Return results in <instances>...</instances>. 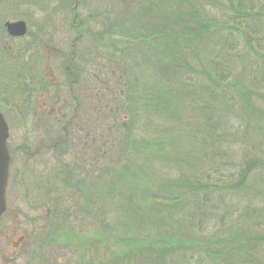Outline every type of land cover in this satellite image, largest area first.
<instances>
[{"label":"trees","instance_id":"16d2710c","mask_svg":"<svg viewBox=\"0 0 264 264\" xmlns=\"http://www.w3.org/2000/svg\"><path fill=\"white\" fill-rule=\"evenodd\" d=\"M84 1L59 0V4H66L61 7L68 6L75 13V28L82 29L86 24L82 20L76 21L78 4ZM133 1L114 0L115 22L111 15H103V19L99 16L97 21L102 23L103 29L98 35L88 29L100 44L99 48L109 50L108 64L101 63L98 71L91 73L86 80L83 75L84 80L79 77L77 69L73 70L76 86H81L76 89L77 95L83 96L84 84H89L91 88L90 102L88 98L84 102L82 99L86 112L90 103L92 106L91 119L86 126L91 135V147H88L91 158L85 162L84 151L79 152L77 147L74 169L61 168L51 188L58 189L56 184L61 178V183L70 189L73 181L79 178V191L85 178L90 176L91 161H106L110 150L120 149L121 155L123 152L128 154V150H137L138 141H134L132 134L128 133L129 123L126 120L130 117L134 120L137 110L138 116L147 110L150 120L160 125L156 126L159 134L144 141V145L153 146L150 163L156 158L163 159L160 149L164 143L169 154L173 151L181 153L180 160L178 156L170 157L171 161L167 157L165 161L157 160L160 164L165 163L169 177L159 182L156 188L155 182L152 183L147 199L142 201L149 207L140 205L141 196L132 193L127 195V201L120 204L121 210L131 215L136 224L138 218L144 221L145 216L154 214L159 220L163 211H167L166 216L172 222L180 215L181 220L174 225L166 219L159 222L161 226L165 224L166 228L183 232V239L163 242H148L142 237L130 239L133 248L125 250L124 254L112 253L113 260L109 264H127L124 259L131 254L135 264H151L152 256L156 258L153 264L162 260L165 264H184L185 257L194 261L199 251H204L214 264H224L221 255L211 253L213 242L197 236L200 230L204 231L202 227L216 220L227 221L229 230L237 236L232 223L250 224L244 227L246 230L242 234L250 233L252 228L261 227L263 223L261 208L252 217L250 205H243L244 201L242 205L234 203L242 198L241 192L249 190L251 179L261 180L264 184V0H140L142 13L136 27L138 32L131 7ZM93 17L98 15L89 16L90 19ZM2 34L3 43L5 28ZM132 37L136 38L140 49L149 46L155 55L153 71L143 72L140 85L135 83L132 62L126 64L124 59L128 48L132 51L134 46ZM107 39L109 41L105 43ZM125 41L129 47L121 45ZM110 63L114 66L112 76L117 78L118 75L117 81L124 83V93L113 95L111 81L103 79ZM135 86L138 109L134 105ZM129 103L131 113L127 112ZM121 112L128 114H125L124 123L118 122ZM103 113L102 117L100 114ZM106 120L111 122L104 126ZM74 122L84 126L83 112L81 117H75ZM132 127L135 130L134 124ZM251 141L257 144L252 146ZM116 142H119L118 149L114 147ZM204 151L207 158H202L201 162L199 157ZM192 158L195 164L190 161ZM204 163H208L205 170L209 173L205 177L200 174ZM108 168L112 165L109 164ZM128 168L121 172H129ZM140 173L129 178H136ZM185 200L184 210L176 215L178 205ZM56 209L59 212L61 207ZM240 210V216H233ZM143 212L145 214L142 215ZM61 214L62 211L59 216ZM252 218L257 220L252 222ZM127 228L122 226L125 236L129 232ZM252 232L242 236L244 238L240 237L239 242L226 241V245L214 246L220 249L228 246L241 251L240 254H237L238 251L225 253L233 262L242 255L244 259L256 257L261 262L259 257L264 255V249L259 246L264 237L252 235ZM120 241L126 242L124 237ZM217 257L222 260H217Z\"/></svg>","mask_w":264,"mask_h":264},{"label":"rangeland","instance_id":"374dc122","mask_svg":"<svg viewBox=\"0 0 264 264\" xmlns=\"http://www.w3.org/2000/svg\"><path fill=\"white\" fill-rule=\"evenodd\" d=\"M113 3L114 0H85L84 2H80L77 7L76 21L82 20L86 23L81 29V27H74L73 17L75 13L68 6L61 7L66 4H59V0H0V110L3 109L8 115L9 121H11L9 143L11 144L15 158H19L21 155L19 151H16V148L24 136L22 130H24L23 122L25 121V116L22 110L21 98V93L24 90L23 83H25L26 79H30L31 75L37 76L38 73V59H35L34 56H32L34 59L26 58L31 52L28 50V46L37 48V43L41 42L43 50L40 58L43 57L41 68L43 74L53 72L60 79V77L65 76L66 64H69L71 61L70 64L75 66L79 77L84 80L82 78L83 75L86 80L88 76L90 77L91 73L95 74L98 71L101 63L108 64V48L107 50L99 48L100 44L94 40L93 34L88 32V29L97 36L98 32L103 29L102 23L98 22L97 18L102 17L103 19V15H111L115 22L117 14H115ZM140 5V0H134L131 3L132 11L134 12V23L136 24H134L135 29H137L136 27H138V23L141 21L139 15L142 13ZM91 14L94 16L98 15V17L90 19L89 16ZM17 20H25L27 22L29 35L24 38H12L6 31L5 39L2 43L1 38L5 23ZM105 23L107 22L105 21ZM81 30L83 34H81ZM131 39L134 40V46L132 47V51L128 48L124 59L127 60L126 64H131L132 62L135 83L140 85V76L143 72L145 70L153 71L155 55L150 51L149 46L140 49L136 38L132 37ZM106 41L108 42L109 39L104 40L105 43ZM121 45L125 47L130 46L126 41L125 43L121 42ZM145 53H150V55L147 56ZM26 63L30 64L32 71L25 70L23 72ZM112 64L110 63L107 71L104 72L107 75L103 73V79L111 81L110 85H112L111 90L113 91V95H118L122 91L124 93L125 86L124 83L120 84L117 81L119 80L118 75L117 78L112 76L114 68ZM136 90L135 86V98L137 97ZM137 104L138 100L136 98L134 105L136 106ZM130 109L131 105L129 103L128 113H131ZM136 109H138L137 106ZM139 110H141L140 106ZM146 111L138 116L137 110L134 120L131 117L126 120L125 114H128L126 112L120 113L118 122L124 123L125 120L128 121V133L132 134L134 141H138L137 150H128V154L123 152V155H121V150L118 149L119 142H116L117 145L114 147L118 150H110L106 161L102 160L99 163H95L94 160L91 161L92 170L90 176L85 178L86 181L82 184V188L79 191L77 190L79 178L73 181L72 186H74V189L71 185L70 189H68L67 185L61 183V178H59L58 185L56 184L58 189L53 188L49 192L43 190L42 193H36L34 192L32 181L29 180L32 178L31 169L36 168L35 163L30 165L28 169L23 170L22 177L19 175V171H16V168L21 163L19 161L16 162L12 170V176H15L16 179L12 180L13 184L10 187V191L13 192L19 189L20 186L26 187L23 184L25 182L31 189L29 190L28 188V197L26 198L25 190L22 193L23 198L20 205H22L21 209L27 215L22 217L21 230H17L13 238L15 239L24 233L27 239L20 249L19 255L21 257L17 259V262H12V264H109L113 260L112 253L121 252L124 254L125 250L133 248V241H130V239L136 240V238L142 237L148 240V242L183 239V232L178 231L176 228L173 230L172 228H166L165 224L161 226V221L159 222V220L166 219L172 222L169 216H166L167 211L161 213L162 218L159 220H157L154 214L145 216L144 218L146 219L144 221L138 218V224H136L133 223L134 219H132L131 215H127L121 210L120 204L127 201V195L129 196L132 193L138 197L141 196L140 205L149 207L148 204L142 202L147 199L148 189L152 186L153 182H155L154 188H156L159 182L169 177V171H167L165 163L161 162L160 164L157 160H164L166 157L167 160H170L169 158L173 156H178L177 158L180 160L181 153H178V155L173 151L172 154L171 152L169 154L166 152V148L168 147L164 143L160 149L163 159L156 158V160L153 159V163H150L153 146L144 145V141L156 137L155 135L159 134L158 127L156 126L160 125L159 122L155 123L151 121ZM100 115L103 117L105 113ZM110 122L111 120L104 121V126L110 124ZM133 124L135 130L132 127ZM100 130L102 131L101 127ZM256 144L251 141L252 146ZM204 153L205 151L200 154L199 158H201V162L202 158H207V155ZM66 155L67 152L62 155L61 152L59 153L60 165L68 163ZM194 160V158L190 159L193 162L192 164L196 163ZM143 163L145 169H143ZM109 164L112 165L110 169L108 168ZM126 167H130L128 168L129 172H121ZM207 168L208 163L202 164L200 168V174L202 173L204 177L209 175V173H206L208 170H205ZM37 169H40L39 163H37ZM139 172L141 173L136 178H129L137 175ZM212 176L210 175V177ZM256 181L254 178L249 181V190L241 192L240 198H242L234 204L242 205L241 203L244 201L243 205H250L252 217L258 214V208L262 209L263 217L260 219H262L261 222L263 223L261 227L255 226L252 228L253 232H251L252 235L257 234V237H264V187L261 186L264 184L261 180ZM243 196H245L244 200ZM47 201L49 203L45 204ZM185 204H187L186 200L178 205L179 211L176 215L182 213L181 209L184 210ZM57 205L61 207L59 212L56 209ZM60 211H62V214L59 216ZM241 213L242 210L235 212L233 216H240ZM143 214L145 213L143 212ZM27 216L28 219H26ZM255 219L257 220V218H252V222ZM180 220L181 216L178 215L174 218L172 224L174 225ZM227 223V221L221 220L213 221L210 225L202 227L204 231L200 230L197 236L213 242L210 248L211 253L216 256L221 255L224 258V264H264V255L259 257L261 262L256 257L244 259L243 255L238 258V261L233 262L225 253L238 251L237 254H240L241 251L230 249L228 246L223 249L215 248V244L226 245V241L239 242L240 237L251 233L242 234L246 230L244 227L250 224L232 223L237 235L234 236L229 230ZM120 224L123 227L128 226L129 232L126 236L122 233V226ZM121 233L126 242L120 241L123 238ZM186 238L191 237L186 236ZM261 241L259 247L264 249V240ZM122 243L124 244L122 245ZM0 246L2 249L6 247L3 243H0ZM203 252L199 251L194 261H190L184 256L183 263L214 264ZM171 256L173 257V255ZM155 259V256H152L151 264L156 261ZM217 260H222V258L217 257ZM255 261L256 263H254ZM130 262L135 264L132 254L124 259V263L129 264ZM159 264H165L164 260Z\"/></svg>","mask_w":264,"mask_h":264},{"label":"flooded vegetation","instance_id":"af4514ba","mask_svg":"<svg viewBox=\"0 0 264 264\" xmlns=\"http://www.w3.org/2000/svg\"><path fill=\"white\" fill-rule=\"evenodd\" d=\"M41 61L39 58L37 62V76L31 75L32 77L23 83L24 90L21 93V98L25 116L23 127L26 130L16 148V151L21 154L19 158L14 157L12 147L9 145L11 173L7 191V206L5 212L0 216V243L6 247L2 249L0 246V264L17 262V259L21 257L20 249L27 239L24 233L13 239L16 231L21 230L22 217L27 215L20 205L23 198L22 193L25 190L26 198L28 197V188L31 189L25 182L23 184L26 187L20 186L19 189L10 191L12 180L16 179L15 176H12L13 166L16 162L21 163L16 171L18 170L19 175L23 177V170L28 169L33 163L36 168L39 163V170H47L53 174L58 168L60 150H62V154L67 152V159L71 163H65L63 166L68 167L69 171L74 169L73 162L77 147H79V152L84 151V154H81H83L85 162L90 161L91 158L88 149L91 147V135L86 126L91 119L90 109L92 106L90 103L86 112V107L82 103V99L84 102L86 98L90 102L91 88L89 84L83 85V96L77 95L76 89L81 86H76L77 80L73 78L75 74L71 67H66L68 80L62 82L53 72L43 74ZM25 70L32 71L29 63L25 64L23 71ZM82 112L84 126L74 122L75 117H81ZM61 133L64 134V137ZM35 191L38 189L35 188ZM10 192L12 193L10 194Z\"/></svg>","mask_w":264,"mask_h":264},{"label":"water","instance_id":"95a60500","mask_svg":"<svg viewBox=\"0 0 264 264\" xmlns=\"http://www.w3.org/2000/svg\"><path fill=\"white\" fill-rule=\"evenodd\" d=\"M8 32L13 36H23L27 32L25 21L7 22ZM9 138V126L0 113V216L6 208L7 185L10 170V154L7 145Z\"/></svg>","mask_w":264,"mask_h":264}]
</instances>
